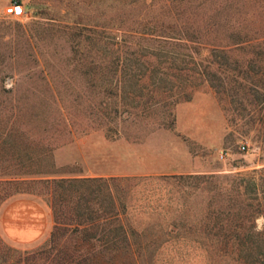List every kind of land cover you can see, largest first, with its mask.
Segmentation results:
<instances>
[{
    "label": "rangeland",
    "instance_id": "rangeland-1",
    "mask_svg": "<svg viewBox=\"0 0 264 264\" xmlns=\"http://www.w3.org/2000/svg\"><path fill=\"white\" fill-rule=\"evenodd\" d=\"M11 1L0 201L36 195L51 225L0 234V263L264 264V0ZM38 171L114 176L113 203L50 247Z\"/></svg>",
    "mask_w": 264,
    "mask_h": 264
},
{
    "label": "trees",
    "instance_id": "trees-1",
    "mask_svg": "<svg viewBox=\"0 0 264 264\" xmlns=\"http://www.w3.org/2000/svg\"><path fill=\"white\" fill-rule=\"evenodd\" d=\"M14 1L18 2L19 0ZM36 173H40L42 176H34L28 181L39 185L38 189L34 188L38 193L48 195L47 200L53 215V226L48 239L50 247H54L56 239L68 230L66 227L72 225L74 229L81 228L91 220L92 204L101 207V204L98 203L100 202V193L107 192V201L113 203L112 188L116 185L114 176L101 174L53 175L54 172L42 171ZM5 248L17 251L11 247L6 246ZM26 252L22 253L26 254ZM9 257L7 254L6 258H2L3 263L0 264H18V262L13 263L8 260Z\"/></svg>",
    "mask_w": 264,
    "mask_h": 264
},
{
    "label": "crops",
    "instance_id": "crops-1",
    "mask_svg": "<svg viewBox=\"0 0 264 264\" xmlns=\"http://www.w3.org/2000/svg\"><path fill=\"white\" fill-rule=\"evenodd\" d=\"M191 161L194 165V160ZM191 166L184 170H191ZM50 225L49 208L36 195L17 193L0 201V234L8 241L24 245L34 243L45 236Z\"/></svg>",
    "mask_w": 264,
    "mask_h": 264
},
{
    "label": "built area",
    "instance_id": "built-area-1",
    "mask_svg": "<svg viewBox=\"0 0 264 264\" xmlns=\"http://www.w3.org/2000/svg\"><path fill=\"white\" fill-rule=\"evenodd\" d=\"M21 8H22L21 4L12 0L8 5L4 7V12L17 15L21 12ZM241 147L243 148L244 145L241 144ZM224 155H225V152H223L221 149L218 150V153H217L218 158L222 159Z\"/></svg>",
    "mask_w": 264,
    "mask_h": 264
},
{
    "label": "snow or ice",
    "instance_id": "snow-or-ice-1",
    "mask_svg": "<svg viewBox=\"0 0 264 264\" xmlns=\"http://www.w3.org/2000/svg\"><path fill=\"white\" fill-rule=\"evenodd\" d=\"M18 11H19V9H18Z\"/></svg>",
    "mask_w": 264,
    "mask_h": 264
}]
</instances>
